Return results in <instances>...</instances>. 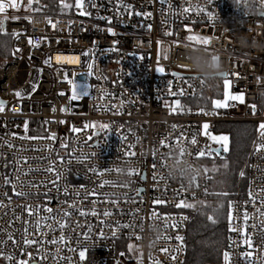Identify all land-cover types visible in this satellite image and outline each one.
Returning a JSON list of instances; mask_svg holds the SVG:
<instances>
[{
  "label": "built area",
  "instance_id": "obj_1",
  "mask_svg": "<svg viewBox=\"0 0 264 264\" xmlns=\"http://www.w3.org/2000/svg\"><path fill=\"white\" fill-rule=\"evenodd\" d=\"M27 2L20 0L18 9L9 8L0 14L3 32L12 37V56L0 66V100L5 102L0 112V202L6 205L0 208V240L7 241L0 246V264L20 260L33 264L28 253L37 255L35 245L21 252L8 240L9 232L16 241L22 240L23 221L28 217L25 213L16 220L15 215L24 211V205L47 206L54 212H73L69 205H75L85 210L95 208L98 213L82 217L73 212L70 226L63 232L44 229L46 241L61 235L66 240L55 245L45 243L40 257L46 255V259L40 264H186L192 208L176 205L207 198L211 180L209 172L203 170L210 158L196 160L186 155L180 160L179 149L184 146L195 154L208 146L215 154L222 145L204 133L215 136L232 123L256 124L257 128L231 203L226 252L230 264H264V215L260 214L264 212V149L256 151V146L264 143L259 127L264 124V110L259 113L257 108L264 98V0H168L167 4L160 0H121L131 6L132 14L123 7L118 13V0H93L96 7L88 6L91 16L78 15L75 8L65 13L35 12L29 10ZM189 5L206 11L184 13L182 9ZM100 17L111 18V22ZM12 33L21 35L16 38ZM188 37L209 42H192ZM17 48L20 51L13 55ZM197 61L206 67H194ZM158 67H163L164 73L158 72ZM222 74H227L243 102L215 109L214 98L223 96V86L218 82L224 79ZM178 77L198 79L185 82ZM75 85L88 87L87 93L73 100ZM180 89L183 94L173 95ZM17 91L22 97L15 95ZM177 101L179 106L174 105ZM86 124L97 127L85 128ZM100 124L109 128L101 129ZM205 124L209 126L206 130ZM73 128L80 131L73 132ZM180 133L186 137L182 145L161 147L164 138ZM52 134L55 140L49 139ZM90 135L93 139L88 141ZM193 136L196 145L187 143ZM5 141L14 147L8 148ZM129 144H135L131 149L135 156L126 155ZM93 152L95 157L90 155ZM161 154L167 166L154 168V159L159 165ZM16 157L29 158L23 165L25 170L29 165L41 169L20 177L39 185L24 191L39 195L18 197L11 185L3 183L6 175L15 181L12 162ZM53 161L63 171L56 184L51 183L53 176L43 171ZM172 164H191L202 172L186 183L183 171L169 170ZM91 168L104 171V175L97 176ZM133 169L136 174L129 175ZM103 181L110 183L99 188ZM93 190L115 195L108 200L95 195L85 199L84 192ZM250 191L258 194L255 203L250 202ZM3 193L12 197L11 203ZM104 210L112 215L104 217ZM153 211L168 219L153 217ZM245 212L249 217L246 225ZM117 222L137 227L116 228ZM173 223L179 227L165 229V224ZM77 224L83 227L77 228ZM84 233H88L87 239ZM177 235L184 238L182 245L175 239ZM247 237L251 247L244 243ZM129 244L137 250L130 251ZM80 251L85 252L83 259ZM245 253H251L247 261ZM6 255L14 259L7 260Z\"/></svg>",
  "mask_w": 264,
  "mask_h": 264
},
{
  "label": "snow or ice",
  "instance_id": "obj_2",
  "mask_svg": "<svg viewBox=\"0 0 264 264\" xmlns=\"http://www.w3.org/2000/svg\"><path fill=\"white\" fill-rule=\"evenodd\" d=\"M34 2L37 5L35 8L32 7ZM208 2L212 3V0H208ZM160 3L167 4L168 0H160ZM60 6H61L62 10L75 8V9H77V14L78 15H82V16H91L92 15V13L90 11H88V6L96 7V5L93 2V0H74V2H67V0H60ZM19 7H20V4H19L18 0H0V13H6L7 9H9V8L18 9ZM27 7L29 8V10H32V11H35V12H41L44 9V5H42L40 3V0H28ZM121 7H123V9L125 11H129V14H132L130 12L131 6L123 5L121 0H118V2H117V12L118 13H119ZM182 11L184 13H189L191 11H195V12H198V13H204L206 11V9L201 8L199 6L189 5L188 7H184L182 9ZM135 14L140 15V13H135ZM208 14L211 15V13H208ZM144 15L150 16L151 13H145ZM100 18L101 19H108L109 22H111V18H106V17H100ZM7 19H8V17L5 16V20H7ZM13 19H18V17H13ZM48 23H51V19L50 18L48 19ZM148 27H149V30H150L151 26L149 25ZM3 30H4L3 29V21H0V31H3ZM109 31H111V29H109ZM169 34H171V33H169ZM12 35L14 37H16V38H19L21 33H12ZM188 40L192 41V42L199 41L200 43L205 44V45L209 42L207 39L201 38V37H188ZM29 43L30 44L33 43L31 38L29 39ZM19 51H20V49H18V48L15 49L13 51V55H15V53L19 52ZM85 55H87V53H85ZM48 62L49 61H45V63H48ZM89 67L91 68V65H89ZM157 71L161 72V73H164L165 70H164L163 67H158ZM172 75L173 76H177L178 74L173 73ZM223 77H224V87H225V89H227L228 86H229V81L227 79V74H223ZM178 78L181 79L182 81H185V82H187L189 80L198 79V77H178ZM36 87H37V85L34 83L32 85L33 90H35ZM61 94H63V93H61ZM181 94H183V89H180L178 92L173 93V95H181ZM15 95L17 97H22V93L20 91H17L15 93ZM225 95L227 96V92L225 93ZM71 98L73 100L77 99V95H76V90L75 89L73 90V95H72ZM231 99H237V97H231ZM176 103L178 104L179 102L177 101ZM4 105H5V102L0 100V112L4 111ZM215 106L216 107H221V106H224V105H222L220 101H215ZM253 107H255V106H253ZM12 110L14 112L17 111L16 108H13ZM53 111H55V109H53ZM173 111H175L174 107H173ZM90 127H97V125H95V124H91V125L86 124L85 125V128H90ZM99 127L101 129H105L106 130V129L109 128V125L108 124H100ZM208 127L209 126L207 124L203 125V128L205 130L208 129ZM259 127H260V130H261L260 131V135L262 137H264V124H261ZM173 128L175 129L176 126L173 125ZM25 131H27V122H25ZM72 131L78 133L80 131V129L73 128ZM204 134L206 136H208V138L210 140H212V141H214L216 143H220L222 145L224 151L228 150L227 149L228 137H226V136L216 137V136L211 135L208 132H205ZM13 136H15V134H13ZM20 138L21 139H25V138H28V137H20ZM29 139H34V138H29ZM49 139L55 140L56 139L55 134H52L49 137ZM86 139L88 141H91L93 139V137L90 135ZM123 139L126 140L127 137H123ZM185 140H186V137H185L184 133H180L175 138L166 137V138H164L161 141V147L175 148L177 145H182L185 142ZM187 143H189L191 145H196L197 144L196 137L193 136L190 141H187ZM5 144L10 149L14 147V145L12 143L8 142V141H5ZM61 147H67V145L66 144H61ZM134 148H135V144H129L128 145V151H126V155L127 156H135L136 153L131 150V149H134ZM262 149H264V143L258 144L256 146V151L257 152L261 151ZM2 155L3 154L0 153V156H2ZM90 155L92 157H95L97 155V153L93 152ZM153 155L155 157V155H156L155 151H154ZM186 155H191V156H193L194 159L199 160L201 158H212L213 155H214V152H213V150L210 147L205 146L203 148L198 149L197 152L195 154H193V153H190L186 147L181 146L180 149H179L180 160H182ZM215 155H219V149L215 150ZM28 160H29L28 157H16L14 159V161L12 162L15 165V168H14L15 181H13V179L10 178L7 175L2 178L4 184L12 186L13 194L15 196L24 197L26 199L29 196L39 195V193L38 192L33 193V192H30V191H24L23 189L25 187H27L29 189L38 188L39 185H37L35 182H32V181L21 180L20 177L21 176H27L28 173H31L33 171H41V169H39V168L33 169L30 165L25 170L23 165L27 164ZM61 162H63L62 158H61ZM7 166L8 165L6 164L5 167H7ZM157 166H159V167H166L167 166V163H166V160H165V157L163 156V154L160 155V163H159V165L156 164L155 159H154L153 167L156 168ZM43 171H45V172H47V173H49L50 175L53 176V179L51 181V183H53V184H56L63 176L62 169H58L56 167V162L55 161L50 162L47 165V167L43 169ZM90 171H92L97 176H103L104 175V171L98 170L97 168H91ZM106 171L110 172L112 170L108 169ZM117 171H119V170H117ZM203 171L205 172V174H207L209 172V169L205 168ZM211 171L215 172L216 169L213 168V169H211ZM133 174H136L134 169L129 172V175H133ZM240 175L243 176L244 173L241 172ZM153 179L155 180V179H157V177L154 176ZM160 179H163V177H160ZM195 180H196V178H194V182H195ZM41 183H47V181H43ZM109 183H110L109 181H103V182H101L98 185V187L99 188H103L106 184H109ZM18 186H19L20 190H17ZM139 191H141V190H137L138 193H139ZM261 191H264V189H262ZM65 194H67V189L65 190ZM3 195L5 197H7L9 202L11 203L12 197L8 196L7 193H3ZM45 195H47V194L45 193ZM76 195H80V193L77 192ZM89 195H95L98 198L99 197H103L105 200H108V199L111 198V196H113L115 194L97 192L96 190H93L91 193L88 192V191L84 192V198L85 199H87ZM124 196H125V199H128L127 194H124ZM257 196H258V194H257ZM257 196H254L253 193L250 191L249 192L250 202L255 203V201L257 199ZM262 202H264V201H262ZM93 203H95V201H93ZM112 203L116 204V201L113 200ZM157 203H159V201H157ZM176 206L177 207H194V205L188 204L185 201H181ZM4 207H6V205H4L2 202H0V208H4ZM22 207H23L24 211L20 215H15V213H14L16 220H21L25 213H26V215L28 217L27 220L23 221L24 224H25V227L23 229L22 240L19 241V242L16 241L13 238L11 232L8 233V240H11L15 247L20 248L21 252L25 251L27 249V247L35 245L36 246L37 255L33 256L32 253H28L29 259L32 260L33 264H40L41 259H46V255L44 257H40V252L43 250V246L45 245V243L54 244L55 245V244L64 243L65 240H66L65 236L61 235L59 238H53L50 241H46L43 238L45 236H47L48 233L46 231H44V229H48L51 232H55V231H57V229H59L61 232H63V230L66 227L70 226L69 217L73 214V212H78L79 215L82 216V217H87L88 215H93V216L98 215V213H97L95 208H93L91 210H85V209H82V208H77L75 205H69V208H72L73 212H69V211H63V212L55 211L54 212V210L51 207H47V206H44L43 208H41V206L24 205ZM257 211L259 212L260 210L257 209ZM42 213H47L48 215H43ZM102 214H103L104 217H108V216L112 215V212L109 211V210H104ZM260 214L264 215V212H262ZM132 215H135V213H133ZM152 215H153V217L160 218L162 220H167L168 219V217H161L155 211H153ZM248 218H249L248 214H247V212H245L244 213V223H245V225L247 224ZM185 219H186V217H185ZM209 219L213 220L212 217H209ZM213 222H215V220H213ZM101 223H103V221H101ZM76 227L80 228V227H83V226L80 225V224H77ZM115 227L116 228H121V227L122 228H131V229L134 230L137 227V225H135L134 223H129V224H123L122 225V224L117 222ZM139 227H140V230L142 231L143 230V224L141 223V225H139ZM164 227H165V229H167L168 227L178 228L179 225L175 224V223H173L171 225L165 224ZM88 230H89V233H90L91 232V225H88ZM232 230L235 231L237 229L233 228ZM0 231H3V230L0 229ZM83 235H84L85 239L88 238V233H84ZM29 237H32V238H29ZM135 238L136 239H140L139 236H136ZM175 239L177 241H179L181 243V245H182L183 239H184L182 236L177 235L175 237ZM6 243H7V241L0 240V246L4 245ZM244 243L248 244V246L251 247L250 237H247L244 240ZM21 245H23V247H21ZM128 248H129L130 251H136L137 250L136 246L134 244H129ZM69 251L75 252L76 250L75 249H69ZM162 251L167 252L168 249H162ZM0 255H3L2 251H0ZM84 255H85L84 251H80L79 252V256H80L81 259L84 258ZM250 255H251V253H245L244 254L246 261L248 260ZM4 258L11 261V260L14 259V256L6 255ZM61 259H64V258L61 257ZM172 259H175V256H172ZM224 259H225L226 264H230V255H229V253L225 252ZM17 264H28V261L27 260H20V261L17 262ZM155 264H159V261H156Z\"/></svg>",
  "mask_w": 264,
  "mask_h": 264
},
{
  "label": "trees",
  "instance_id": "obj_3",
  "mask_svg": "<svg viewBox=\"0 0 264 264\" xmlns=\"http://www.w3.org/2000/svg\"><path fill=\"white\" fill-rule=\"evenodd\" d=\"M74 2V0H67ZM42 12H57L60 0H40ZM36 6L35 2L33 3ZM12 37L0 31V66L12 56ZM259 113L264 110V98L259 102ZM256 124L232 123L222 130L230 137L227 151L207 162L210 192L206 199L192 203L186 264H223L229 244L230 207L238 187L239 176L246 161ZM215 168L213 172L211 169ZM244 185V182H243ZM212 217L213 220H210Z\"/></svg>",
  "mask_w": 264,
  "mask_h": 264
},
{
  "label": "rangeland",
  "instance_id": "obj_4",
  "mask_svg": "<svg viewBox=\"0 0 264 264\" xmlns=\"http://www.w3.org/2000/svg\"><path fill=\"white\" fill-rule=\"evenodd\" d=\"M19 1L20 0H18V2ZM36 6L32 5L33 8H35ZM58 7H59V10L57 12H63V13H65V12H69L71 10V9L62 10L61 9V6H58ZM0 61H2V60L0 59ZM218 82L223 86L222 87L223 88V96H221L219 98L218 97L214 98V100H213V107L215 109H226L229 106V104L231 102H234V101H236V102H243V96L241 94H239V93H237V92L234 91L233 87L231 86L230 81H229V86H228L227 89H225V87H224V79L218 80ZM87 87H88V85H75L74 89L76 90L77 99H79L82 94L87 93ZM226 92H227V96L225 95ZM231 97H237V99H231ZM215 101H220L221 104L224 105V106L216 107L215 106ZM179 104H180V102L178 104L176 102L174 103L175 106H179ZM215 136L216 137H222V136L228 137V140H227V149H229V146H230V137H229L228 134H226L224 132H219ZM213 158H214V155H213ZM193 210L194 209L192 208V211Z\"/></svg>",
  "mask_w": 264,
  "mask_h": 264
},
{
  "label": "clouds",
  "instance_id": "obj_5",
  "mask_svg": "<svg viewBox=\"0 0 264 264\" xmlns=\"http://www.w3.org/2000/svg\"><path fill=\"white\" fill-rule=\"evenodd\" d=\"M261 7H264V5H261ZM193 66L203 70L206 67V64L197 61L196 63H194ZM217 67L219 68L221 66L217 65ZM169 170L172 171L173 173L183 171V178L186 183L191 181L193 177H196L198 171L202 172V169L193 166L191 164H184V165L172 164L169 166Z\"/></svg>",
  "mask_w": 264,
  "mask_h": 264
},
{
  "label": "water",
  "instance_id": "obj_6",
  "mask_svg": "<svg viewBox=\"0 0 264 264\" xmlns=\"http://www.w3.org/2000/svg\"><path fill=\"white\" fill-rule=\"evenodd\" d=\"M220 77H223V74L220 75ZM218 149H219V155L222 154V153L224 152L223 147H219ZM216 150H217V149H216Z\"/></svg>",
  "mask_w": 264,
  "mask_h": 264
},
{
  "label": "crops",
  "instance_id": "obj_7",
  "mask_svg": "<svg viewBox=\"0 0 264 264\" xmlns=\"http://www.w3.org/2000/svg\"><path fill=\"white\" fill-rule=\"evenodd\" d=\"M0 14H2V13H0Z\"/></svg>",
  "mask_w": 264,
  "mask_h": 264
}]
</instances>
